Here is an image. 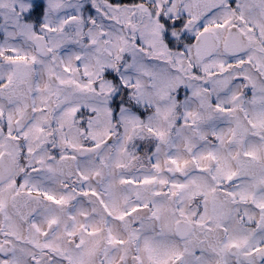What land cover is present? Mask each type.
I'll return each mask as SVG.
<instances>
[{"label": "snow or ice", "instance_id": "1", "mask_svg": "<svg viewBox=\"0 0 264 264\" xmlns=\"http://www.w3.org/2000/svg\"><path fill=\"white\" fill-rule=\"evenodd\" d=\"M0 264H264V0H0Z\"/></svg>", "mask_w": 264, "mask_h": 264}]
</instances>
